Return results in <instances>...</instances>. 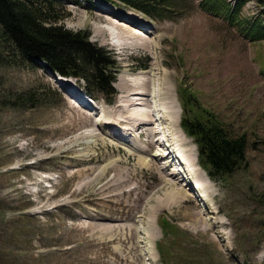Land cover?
I'll return each instance as SVG.
<instances>
[{
	"label": "rangeland",
	"instance_id": "obj_1",
	"mask_svg": "<svg viewBox=\"0 0 264 264\" xmlns=\"http://www.w3.org/2000/svg\"><path fill=\"white\" fill-rule=\"evenodd\" d=\"M101 2L149 22L141 33L146 44L130 46L111 26L113 36L98 34L109 16ZM200 2L183 0L162 21L102 0L67 6L70 16L60 24L89 32L119 64L115 96L106 97L110 105L99 93L88 97L84 82L44 66H0V264H264V40H247L243 27L264 22V3H247L234 17L239 25L202 11ZM124 78H135L136 88L125 90ZM145 80L155 95L148 102L131 96L128 107L125 96ZM31 87L45 90L43 103L2 104L9 93ZM164 87L171 98L160 101L166 110L173 103L178 123L161 130L194 164L182 174L184 182L164 169L165 160L152 157L159 145L145 126L147 108L152 114L161 108L157 92ZM184 89L231 135L247 137L246 165L218 182L198 168L196 147L179 127ZM163 219L183 231L169 247Z\"/></svg>",
	"mask_w": 264,
	"mask_h": 264
},
{
	"label": "trees",
	"instance_id": "obj_2",
	"mask_svg": "<svg viewBox=\"0 0 264 264\" xmlns=\"http://www.w3.org/2000/svg\"><path fill=\"white\" fill-rule=\"evenodd\" d=\"M141 13L148 19L162 21L174 14L183 0H103ZM191 1V0H187ZM250 0H202L200 9L216 16L226 15L230 23ZM264 3V0H258ZM78 0H0V66L30 69L44 68L52 74L75 78L84 82L89 97L99 93L107 104L112 103L119 64L111 51L89 41V32L70 31L62 24L70 13L67 6ZM241 25L240 20L235 21ZM61 23V24H60ZM245 38L251 42L264 40V22L255 19L250 27L245 25ZM264 76V72L262 73ZM182 107L180 128L193 140L197 150V163L207 177L218 182L246 165L248 141L246 135H231L226 127L210 112L200 109L195 96L179 92ZM45 90L31 87L19 93H9L2 102L11 108L34 107L43 103ZM159 227L166 247L171 240L180 238L176 225L160 220ZM158 254L165 261L167 252L158 243Z\"/></svg>",
	"mask_w": 264,
	"mask_h": 264
},
{
	"label": "bare ground",
	"instance_id": "obj_3",
	"mask_svg": "<svg viewBox=\"0 0 264 264\" xmlns=\"http://www.w3.org/2000/svg\"><path fill=\"white\" fill-rule=\"evenodd\" d=\"M98 7L101 8L100 9L101 11L105 12V15H109L105 18L106 24L101 25L97 29L98 34L104 33V34H109V35L113 36L114 32H110L109 26H111V28H115L117 30V33H114L116 35V37H119V36L123 37L124 36L127 39L132 41L130 46L140 47V46H143L146 44V42H145L146 39L143 38L141 33H146L147 29L150 30L151 24L149 22H147L145 20L143 21V19L137 14L130 13L129 11L124 12V11H119V9H112V8L108 7L107 5L103 4L102 2L99 3ZM105 7H107V8L104 9ZM121 20H123L125 24L122 23ZM138 42H142V43L139 44ZM140 75L146 77L148 75V72H141ZM134 79L133 80L128 79V78L122 79V81H123L122 84H123L125 90H129V89L133 88L134 86L136 88V82L137 81ZM136 79H138V78H136ZM139 83H140V81H139ZM61 85L63 86L62 89H67V91H69V93L71 92L73 94L74 91H73L72 87L70 86V83L62 82ZM137 85H141L142 87L140 89H136V91L134 93H131V95L128 94L127 96H125V101H126L127 106L130 105V104H128V102H130L131 96H136L139 98L140 97L145 98V101L148 102L151 99V97L153 95H155V92H154V94H152L153 91L150 88V81L149 80H145V82L143 84L140 83ZM134 90H131V91H134ZM124 92H126V91H124ZM72 94H71V96H72ZM157 95L159 98L158 101L161 100V96L168 95V97L171 98V91L169 90L168 87H164L162 90H159L157 92ZM168 97H166L167 100H168ZM81 100H83V99H81ZM134 105H141V104L133 103L132 106H134ZM162 105H163V102L160 101L159 106L161 108L158 110V113H154V114H152L153 111L150 110L151 107L147 108L148 109L147 116L149 118V121H148V124L145 126H148L149 128L152 129L150 131V133H151V136L154 140V143L159 145V149H157V152L158 151L159 152L157 154H153L152 157H158V158L165 160L167 163V166L164 169L169 170L174 178L177 177V175H180V177H181L180 182H184L185 179L182 176V174L187 171V169H186L187 167L191 171H193L194 170V167H193L194 164L192 163L188 154H186V151H184L182 146H179L182 144H179V142H176V141H174L173 144H170V140H171L170 135H169L170 133L166 134V132H165V134H164V131H163V133L160 131L163 128H168V126H170V125H171L170 127L177 126V123H178V113L175 110V108L173 107V103H171V104L169 103V109L168 110H166ZM124 111L127 112L126 114L129 113L130 115H132V113L130 112L131 110L129 111L128 109H126ZM145 117H146V115H145ZM108 121H109V125H110L111 124L110 119ZM95 122H96L95 124H97V123H99V125L103 124L100 118L95 120ZM103 126H107V125L104 124ZM110 126H112V124ZM160 126L162 127L161 129H160ZM115 128H117V126H115ZM111 130H112V132H114L113 131L114 129H111ZM160 135H162V136H160ZM113 137H116V135ZM166 138H167V142H165ZM125 140L126 139H123L122 141H125ZM125 142L128 143V141H125ZM140 149L141 148H136V150H138V151H140ZM170 164H171V166H170ZM197 165H198V163H197ZM172 166H174V167L171 170ZM175 167H178L179 170L176 169ZM198 168H199V166H198ZM186 186H187V184H186ZM188 196H189V193L185 191L184 197H188Z\"/></svg>",
	"mask_w": 264,
	"mask_h": 264
}]
</instances>
